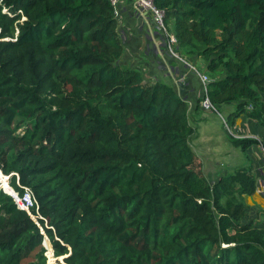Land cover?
Returning a JSON list of instances; mask_svg holds the SVG:
<instances>
[{
  "label": "trees",
  "instance_id": "obj_1",
  "mask_svg": "<svg viewBox=\"0 0 264 264\" xmlns=\"http://www.w3.org/2000/svg\"><path fill=\"white\" fill-rule=\"evenodd\" d=\"M154 3L227 123L264 127V0ZM123 54L110 0H0V181L38 203L36 223L0 189V264H264L251 169L208 181L188 102Z\"/></svg>",
  "mask_w": 264,
  "mask_h": 264
},
{
  "label": "crops",
  "instance_id": "obj_2",
  "mask_svg": "<svg viewBox=\"0 0 264 264\" xmlns=\"http://www.w3.org/2000/svg\"><path fill=\"white\" fill-rule=\"evenodd\" d=\"M122 9L124 14L119 21V33L124 43L121 66L140 71L147 82L172 86L188 102L198 131L191 146L203 165V170H198L195 157V168L208 181L214 183L221 176L231 175L241 168L251 169L256 191L253 195L242 196L241 201L247 206L249 218L264 225V159L260 151L264 127L248 114L229 125L226 118L235 111L234 104L222 106L218 113L202 108L196 111L198 102L205 95V86L193 68L209 80L212 78L205 71L204 61L198 57H182V61L171 57L161 45L162 38L149 34L145 21L132 13L130 2L124 3ZM240 140H253L255 144L245 149L237 143Z\"/></svg>",
  "mask_w": 264,
  "mask_h": 264
},
{
  "label": "built area",
  "instance_id": "obj_3",
  "mask_svg": "<svg viewBox=\"0 0 264 264\" xmlns=\"http://www.w3.org/2000/svg\"><path fill=\"white\" fill-rule=\"evenodd\" d=\"M110 1L112 6L114 7L115 15L118 21H121V18L124 14L122 5L126 2H130V4L132 5V13L135 16L142 18L145 21V25H147L148 27L149 34L152 35L156 34L162 38L161 45L164 46V48L167 51V54L175 59L181 61L183 60L182 56L178 52L179 49L178 41L175 35L173 34V32L166 24V13L165 11L159 9L155 5L154 0H110ZM193 69L200 76L201 81L205 86V95L202 97V100L200 102L201 108L206 112L218 113L217 109L211 103L207 95V85L210 82L208 76L198 73L196 68ZM248 109L251 110V106H249ZM260 151L264 159V142L260 145ZM8 193L10 196H12L17 207L20 210L27 212L30 215V217L36 223H38L37 216H35L32 212L33 209L38 210V203L32 190L29 188H23L22 194H18L13 190L8 191Z\"/></svg>",
  "mask_w": 264,
  "mask_h": 264
},
{
  "label": "rangeland",
  "instance_id": "obj_4",
  "mask_svg": "<svg viewBox=\"0 0 264 264\" xmlns=\"http://www.w3.org/2000/svg\"><path fill=\"white\" fill-rule=\"evenodd\" d=\"M192 58V57H191ZM200 144H198L196 147H198ZM205 145V144H204ZM195 157H196V160H197V162L199 163V169L198 170H201L202 168H203V165L201 164V161L199 160V158L197 157V155L195 154ZM203 170V169H202ZM8 178V177H7ZM6 178V179H7ZM6 183H8L9 184V180H6V182H2L1 184H0V186L2 185V188H4L5 190H6ZM0 189H1V187H0ZM44 243V242H43ZM46 258H47V263L48 264H58V263H60V264H64V259H63V257H60V258H56L55 256H54V251L50 254L49 252H48V250L46 251Z\"/></svg>",
  "mask_w": 264,
  "mask_h": 264
},
{
  "label": "clouds",
  "instance_id": "obj_5",
  "mask_svg": "<svg viewBox=\"0 0 264 264\" xmlns=\"http://www.w3.org/2000/svg\"><path fill=\"white\" fill-rule=\"evenodd\" d=\"M1 172V171H0ZM5 177V176H4ZM5 178H7V177H5ZM9 179V178H8ZM6 193H8L4 188H2ZM12 189V188H11ZM13 190V189H12ZM14 191V190H13ZM9 194V193H8ZM46 239V238H45ZM44 245H45V240H44V243H43ZM45 248H46V245L44 246ZM46 250H47V248H46Z\"/></svg>",
  "mask_w": 264,
  "mask_h": 264
},
{
  "label": "water",
  "instance_id": "obj_6",
  "mask_svg": "<svg viewBox=\"0 0 264 264\" xmlns=\"http://www.w3.org/2000/svg\"><path fill=\"white\" fill-rule=\"evenodd\" d=\"M2 174V173H1ZM7 180H8V178H7ZM45 246V245H44ZM67 257V256H66ZM66 257H63V259H65Z\"/></svg>",
  "mask_w": 264,
  "mask_h": 264
},
{
  "label": "bare ground",
  "instance_id": "obj_7",
  "mask_svg": "<svg viewBox=\"0 0 264 264\" xmlns=\"http://www.w3.org/2000/svg\"><path fill=\"white\" fill-rule=\"evenodd\" d=\"M7 180V179H6ZM0 183H2V181H0ZM2 188V185L0 186Z\"/></svg>",
  "mask_w": 264,
  "mask_h": 264
}]
</instances>
